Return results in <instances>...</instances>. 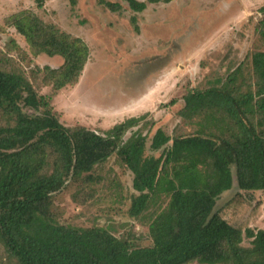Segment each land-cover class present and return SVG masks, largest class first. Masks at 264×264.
Wrapping results in <instances>:
<instances>
[{
  "label": "trees",
  "instance_id": "trees-1",
  "mask_svg": "<svg viewBox=\"0 0 264 264\" xmlns=\"http://www.w3.org/2000/svg\"><path fill=\"white\" fill-rule=\"evenodd\" d=\"M121 1L137 14L149 3L173 0ZM44 2L35 0L36 8ZM97 2L120 8L118 2ZM259 12L256 30L264 40V6ZM131 22L139 31L135 15ZM4 23L28 50L15 39L0 49V262L264 264V230H243L214 209L234 187L264 191V51L226 67L204 88L186 91L177 116L192 131L158 127L149 138L145 130L154 125L147 114L101 132L64 125L53 98L78 82L90 60L87 43L30 9ZM111 157L133 175L129 217L139 219L157 196L165 203L143 221L150 245L118 236L111 226L61 224L51 210L53 195L69 180L87 196L82 203L91 198L87 190L103 178L96 170Z\"/></svg>",
  "mask_w": 264,
  "mask_h": 264
},
{
  "label": "rangeland",
  "instance_id": "rangeland-1",
  "mask_svg": "<svg viewBox=\"0 0 264 264\" xmlns=\"http://www.w3.org/2000/svg\"><path fill=\"white\" fill-rule=\"evenodd\" d=\"M107 1L118 2L120 8L112 11L97 0H76L75 6L70 0H45L39 10L35 0H0V49L15 39L22 50H28L4 23L6 16L26 9L87 43L90 60L78 82L53 98L66 126L81 124L101 132L126 118L147 114L154 125L151 131L150 127L145 130L149 138L158 127L171 132L180 125L182 131H192L177 116L186 91L204 88L208 81L223 76L226 67L237 66L254 51H264V40L256 30L264 0H173L149 3L137 14L124 1ZM134 15L139 31L131 22ZM246 76L253 78L247 71ZM171 100L176 101L172 106ZM95 174L103 178L87 190L92 197L85 203L70 180L53 195L51 210L58 222L111 226L118 236L132 238L140 246L150 245L143 221L164 208L161 196L135 220L128 215L132 173L111 157ZM263 198L264 191L240 193L234 187L217 199L214 209L243 230H264V214L257 211ZM248 243L244 238L243 244Z\"/></svg>",
  "mask_w": 264,
  "mask_h": 264
},
{
  "label": "crops",
  "instance_id": "crops-1",
  "mask_svg": "<svg viewBox=\"0 0 264 264\" xmlns=\"http://www.w3.org/2000/svg\"><path fill=\"white\" fill-rule=\"evenodd\" d=\"M262 201H263V202H262L261 206H260L259 209L257 210V211H258V214H260L261 211H262L263 214H264V198H263ZM259 218L261 219V218H263V216H259Z\"/></svg>",
  "mask_w": 264,
  "mask_h": 264
}]
</instances>
